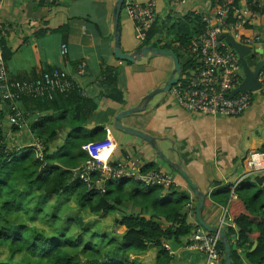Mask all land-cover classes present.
<instances>
[{
	"label": "crops",
	"instance_id": "1",
	"mask_svg": "<svg viewBox=\"0 0 264 264\" xmlns=\"http://www.w3.org/2000/svg\"><path fill=\"white\" fill-rule=\"evenodd\" d=\"M114 1L1 0L0 32L6 33L7 46L11 50L10 58L5 61L7 73L9 77L25 79L57 66L77 81L83 93L97 104L86 127L102 126L106 133H111L116 146L114 159L145 170L170 173L174 179L173 186L189 194L190 201L181 212L185 214L191 230L187 236L181 237L180 243L176 242L174 252L170 250V263L203 264V253L189 247L193 234L204 228L195 215L199 196L163 157L177 163L197 189L204 193V200H209L206 205L203 201L202 220L210 227L224 230L227 225L221 223V218L228 201L222 202V196L212 197V192L221 185H232L239 180L247 172L245 162L250 156L264 159V151L260 150L264 142V92H256L248 108L236 116L192 113L182 108L170 91L155 94L145 103L143 110L123 117L121 123L153 136L156 147L163 153L161 156L144 138L116 127L113 118L119 111L139 104L151 90L162 86L173 69V62L171 57L163 54L148 55L136 62L116 58L111 34ZM155 1L158 30L150 42L162 44L169 42L168 26L175 18L190 12L209 14L219 0ZM241 5L246 9L243 15L249 26L243 27L240 34L258 36L259 44L264 45V13L251 11L245 1ZM42 20L65 23L67 35L55 32L35 36L33 28ZM118 24L123 52H132L143 46L134 36L133 21L122 8ZM62 44L67 46L64 54L61 53ZM180 60L182 65L187 62L182 55ZM80 61L86 66L83 76L76 70ZM109 68L113 74L107 77ZM185 70L182 75H185ZM259 80L264 85V68ZM109 90L118 91L121 98L110 97L106 94ZM3 103L0 100V107ZM31 121L28 119V127L21 130L30 134L27 138L34 139L35 135L29 130ZM3 122L4 129L9 128V114ZM68 132L69 127L58 126L55 137L47 142L50 149L61 145ZM138 210L139 207L127 202V212ZM143 253L153 260L142 262L139 259V264H151L158 249L150 246ZM243 263L248 264L245 260Z\"/></svg>",
	"mask_w": 264,
	"mask_h": 264
},
{
	"label": "trees",
	"instance_id": "2",
	"mask_svg": "<svg viewBox=\"0 0 264 264\" xmlns=\"http://www.w3.org/2000/svg\"><path fill=\"white\" fill-rule=\"evenodd\" d=\"M222 1L219 0L212 6L209 13H213L215 6ZM239 5V0H233L227 21L232 19L233 8ZM246 5L251 11L264 13V0H246ZM157 23L154 22L142 45L151 44L171 49L179 59L181 55L178 48L198 38L205 29L202 14L186 13L175 18L168 26V43H151L158 30ZM245 26H249L248 23ZM55 32L66 36L67 25L42 20L33 28L35 36ZM0 49L4 61L10 58L7 36L2 32ZM246 59L252 66L256 59L255 53ZM182 68H186L184 63ZM109 70L110 68L107 69ZM110 73L113 74L112 70L106 76L109 77ZM34 76L36 74L25 80ZM106 94L114 99L121 98L116 90L106 91ZM96 105V101L86 96L76 83L50 99L41 100L30 94L21 95L18 106L33 117L29 130L43 144L41 159L36 156L32 146L12 148L6 144L3 121L6 115H12L13 110L9 101H5L0 107V248L7 252L5 258H0V264H139L138 260L130 256L144 252L150 246L158 249L151 264H169L172 256L163 242L175 239L180 243L181 237L190 233L191 226L181 212L190 201L189 194L173 185L164 188L134 181L135 186L125 188L133 180L111 178L106 182V190L101 192L72 176L70 168L87 157L82 145L105 136L102 126L86 127ZM60 125L69 127V132L64 142L51 150L47 142L55 137ZM11 130L15 132L19 129L11 125ZM260 150L264 151V142ZM230 187L231 184H224L212 192V197L222 196V202L228 201L227 216L234 223L233 227L227 225L224 228L231 249L230 264H244V260L248 264H259L264 261V170L240 178L234 187V195H231ZM70 195H75L79 206L91 213L121 212L115 217L112 227L113 232L121 239L102 234L109 242L118 239V244L102 251L96 243L84 241L80 233L48 234L43 227L35 225L34 222L44 212L43 205L50 198H69ZM127 202L139 207V210H121V206ZM208 203L209 200L205 199L204 204ZM57 208L55 206L54 210ZM51 215L53 220L50 219V224L59 218V214ZM76 223L83 224L80 218H77ZM254 244L255 247L251 250ZM218 247L223 264L224 248L221 241Z\"/></svg>",
	"mask_w": 264,
	"mask_h": 264
},
{
	"label": "built area",
	"instance_id": "3",
	"mask_svg": "<svg viewBox=\"0 0 264 264\" xmlns=\"http://www.w3.org/2000/svg\"><path fill=\"white\" fill-rule=\"evenodd\" d=\"M242 1L246 2V0H239L240 5L233 8L232 19L229 21H227V15L233 0H223L221 4L216 5L213 13L203 15L205 22L203 33L178 48L187 61L185 75L181 74L180 79L171 86L169 91L177 103L189 112L236 116L248 108L256 92H264V85L261 84L256 91L229 95L231 90L241 82L243 68L237 53L225 41V34H231L241 43L252 47L261 45L258 36L246 37L240 34L246 22L243 15L246 9L242 7ZM122 9L134 23L135 38L144 44L147 33L157 19L156 1L122 0ZM66 51V44H62L61 53L64 54ZM85 69L83 61L77 63L78 75L83 76ZM74 83L78 84L64 69L57 66L46 68L27 80H11L0 49V100L10 102L13 110L12 115H9L10 123L17 126L19 130L28 127L29 117L18 106L21 95L30 94L41 100L50 99L56 93L67 91ZM32 142L33 145L30 146L35 150L36 156L41 159L42 142L36 136L31 139ZM115 147L111 133H105L101 139L84 143L82 149L87 157L79 165L70 168L72 176L101 192L106 190V182L111 178H128L145 185L164 188L174 185V179L170 173L143 170L135 165L127 164L126 161L114 159ZM256 157L258 156L253 155L246 160L247 172L244 175L264 170V159ZM239 180L231 185V195H234V187ZM226 211L227 208L223 212L221 223L233 227L234 223L227 216ZM219 241L218 232L201 228L193 234L189 247L203 253V264H221ZM163 245L170 251L167 242H163ZM237 250L241 251L240 248ZM259 264H264V261Z\"/></svg>",
	"mask_w": 264,
	"mask_h": 264
},
{
	"label": "water",
	"instance_id": "4",
	"mask_svg": "<svg viewBox=\"0 0 264 264\" xmlns=\"http://www.w3.org/2000/svg\"><path fill=\"white\" fill-rule=\"evenodd\" d=\"M121 8H122V0H115L113 7H112V28H111V34L113 37V53L116 56V58L126 60L128 62H136L141 60L143 57H146L148 55H157V54H163L171 57L173 62V69L167 78L165 80L164 84L160 87H157L150 92H148L141 100V102L135 106L126 108L124 110L119 111L113 118V124L118 127L119 129H123L126 131H129L131 133L137 134L138 136L144 138L147 140L150 144L154 146L156 151L163 156V153L156 147L155 138L141 130L131 128L128 126H125L121 123V120L123 117L132 115L136 112H139L140 110H143L145 103L153 97L155 94L158 93H167L171 86L177 82L180 79V76L182 74L183 68L181 61L175 51L167 48L157 47L153 46L151 44H145L141 46L139 49L134 50L132 52H123L120 48V41H119V17L121 14ZM225 41L228 43V45L237 53L238 58L241 62L242 68H243V76L241 79V82L231 90L229 93L230 96H234L236 93L239 92H245V91H256L261 87V82L259 80V74L261 70L264 68V45H260L257 47H252L246 44L241 43L237 39H235L231 34H225ZM260 54L261 58L258 59L254 66H250L247 63L246 57L252 54ZM164 160H166L170 166L178 172L181 176L185 178V180L188 182L192 190L199 196L198 203L195 208V215L198 223L203 226L206 230L210 232H218L220 236V241L223 244L224 248V257H223V264H230V244L226 238L225 232L220 227H210L208 224H206L202 218H201V207L203 205V201L205 198L204 193L199 191L197 189L196 184L190 179V177L187 175V173L175 162L169 161L167 158L163 157ZM170 246L171 251H175L177 248V244L175 239H171L167 242ZM255 247V244L252 246L251 250Z\"/></svg>",
	"mask_w": 264,
	"mask_h": 264
},
{
	"label": "rangeland",
	"instance_id": "5",
	"mask_svg": "<svg viewBox=\"0 0 264 264\" xmlns=\"http://www.w3.org/2000/svg\"><path fill=\"white\" fill-rule=\"evenodd\" d=\"M262 35H264V33H262ZM255 55L256 59L254 60V63L261 58L260 54ZM253 66L254 64H252V67ZM32 118L33 117L29 115V122ZM20 131L22 130H18L15 132L12 131L11 125L9 126V128L4 129L6 135L5 142L8 146L12 148H21L24 146L33 145V142L31 143V139H29V137L27 138V136L30 134L27 131ZM133 186H135L134 180L127 183L125 185V188H131ZM31 203H33V201H31ZM55 206H58L56 210H54ZM43 210L44 212L34 223L39 228L43 227L48 234H61L63 232H66V234L69 235H76L80 233L83 235L84 241L89 242L90 240L93 244L96 243L98 248L102 251L113 248L116 244H118V239H121V237L115 234L112 230L114 219L115 217L120 215V211H115L113 213L107 214L101 212L91 213L88 210L79 206L76 201L75 195H70L69 198L53 196L49 199L46 205H43ZM121 210L127 212V203H124L121 206ZM53 213L59 214V218L54 220V223L50 224V219L53 218L51 214ZM77 218H80L83 224H77ZM55 230H57V233L55 232ZM102 234H105L108 237H115L118 239L109 242L107 239L102 237ZM141 253L142 252L134 253L130 257L138 261L140 259V261L142 262H151L153 260L150 255L145 256V253H143L144 255H142ZM6 256V250L0 248V258H5Z\"/></svg>",
	"mask_w": 264,
	"mask_h": 264
}]
</instances>
